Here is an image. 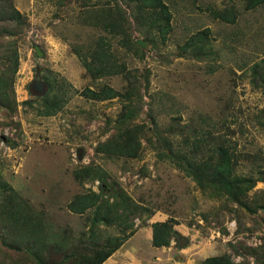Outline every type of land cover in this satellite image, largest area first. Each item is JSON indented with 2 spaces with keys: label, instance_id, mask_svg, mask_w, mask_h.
I'll return each mask as SVG.
<instances>
[{
  "label": "rangeland",
  "instance_id": "obj_1",
  "mask_svg": "<svg viewBox=\"0 0 264 264\" xmlns=\"http://www.w3.org/2000/svg\"><path fill=\"white\" fill-rule=\"evenodd\" d=\"M224 1L197 0L193 6L192 0H166L173 15V31L167 42L156 49L148 43L144 62L131 56H126V61L129 67L151 69L152 102L148 108L161 127L180 117L181 126L194 125L215 135L228 136L237 152L243 154L238 173L247 174L260 162L252 158L254 155H259L264 163V131L255 120L264 108V82H254L249 71L252 64L264 58V6L242 12L231 26L214 21L207 12L221 7ZM80 2L15 0L29 24L18 40L17 101L36 98L28 90L36 67L54 72L66 83L68 93L63 109L52 117H39L20 106L12 124L0 110V181L7 182L37 210H44L56 227L69 229L71 236H77L87 230L86 215L70 213L67 203L90 184L80 186L72 172L94 162L136 202L155 209V214L145 222L147 226L150 220H158V215L165 219L172 216L179 223L175 226L179 242H172L163 253L151 246L144 233L133 235L127 246L138 247V260L198 264L226 252L236 262L256 264L242 247L264 246L262 210L250 215L238 208L237 223L228 210H222V200L203 196L192 180L150 149L143 152L141 160H106L94 155V147L113 132H105L106 119H115L121 104L117 99L93 103L80 95L86 87L101 84L92 81L72 52L88 36L98 35L79 24ZM237 4L241 10L242 5ZM122 5L130 14L131 9ZM203 29L211 31L216 56L202 60L177 57V46ZM132 31L136 40H144L134 26ZM112 44L116 46L114 40ZM118 53L122 55L121 51ZM102 82L115 89L122 86L118 78ZM249 197L264 199V183H257ZM202 215H207V220ZM139 224L136 221L137 231L142 228ZM103 233L116 235L117 231L103 228ZM234 249L240 256L233 254Z\"/></svg>",
  "mask_w": 264,
  "mask_h": 264
},
{
  "label": "trees",
  "instance_id": "obj_2",
  "mask_svg": "<svg viewBox=\"0 0 264 264\" xmlns=\"http://www.w3.org/2000/svg\"><path fill=\"white\" fill-rule=\"evenodd\" d=\"M80 3L79 24L98 35L88 36L72 52L92 81L101 83L95 88L86 87L80 95L93 103L117 99L121 104L117 117L106 119L105 132H113L94 147V155L106 160H141L143 152L150 149L192 180L203 196L222 200L225 203L222 210H228L237 223L238 208L250 215L258 210L264 212V199L250 200L249 197L257 183H264V163L260 156L252 157L261 162L253 170L238 173L243 154L237 152L228 136L215 135L194 125L181 126L180 117L172 118L171 123L161 127L148 108L152 102L151 69L128 66L126 56L144 62L148 54L136 45L132 26L155 49L167 42L173 31V15L166 0H81ZM196 3L197 0H192L193 6ZM237 3L242 5L241 10ZM122 4L131 9L130 14ZM263 6L264 0H225L221 7L207 12L214 21L233 26L242 12H253ZM28 25L15 0H0V110L12 124L20 106L37 116L48 117L57 115L67 101L66 83L49 69L45 70L50 86L48 93L41 98L17 101L18 40ZM210 33V29L192 33L177 46L176 56L194 60L216 56ZM249 71L254 82V79L264 82V58L252 64ZM112 78L120 80V89L102 82ZM255 120L264 131V108L258 111ZM72 175L80 186L90 184L67 203L70 213L86 215L87 230L77 236H71L69 229L56 227L44 210H37L7 182L0 181V264H103L136 233L139 227L136 221L140 227H146L145 222L155 214V209L136 202L94 162L77 167ZM202 217L207 220V215ZM178 224L172 216L150 224L151 246L161 249L169 248L172 242L178 243L179 233L175 230ZM261 224L264 227V218ZM103 228H114L117 234L104 235ZM242 249L256 264H264V246ZM234 252L237 256L240 254L236 249ZM198 264L242 263L225 252Z\"/></svg>",
  "mask_w": 264,
  "mask_h": 264
},
{
  "label": "crops",
  "instance_id": "obj_3",
  "mask_svg": "<svg viewBox=\"0 0 264 264\" xmlns=\"http://www.w3.org/2000/svg\"><path fill=\"white\" fill-rule=\"evenodd\" d=\"M48 117H52V116H48ZM158 216H159V219L158 220H150L149 221L150 224L155 223V222H163L166 220L164 217H160V215H158ZM141 232L145 234L146 239L151 244L152 233H151L150 225L140 228L134 235L141 233ZM130 239L117 252H115L110 258H108L103 264H155L154 259H152L151 262L150 261L144 262V261L138 260L137 255L140 252V250L138 249V247L127 246ZM164 249H166V248H161V249H157V250H158V252L159 251L161 252ZM167 249H169V248H167ZM161 253H163V252H161ZM155 260L158 261V258L156 257ZM159 261H160V264H165V262H163V261L161 262V260H159ZM180 261H181V259H179L178 262L180 263ZM158 264H159V262H158Z\"/></svg>",
  "mask_w": 264,
  "mask_h": 264
},
{
  "label": "water",
  "instance_id": "obj_4",
  "mask_svg": "<svg viewBox=\"0 0 264 264\" xmlns=\"http://www.w3.org/2000/svg\"><path fill=\"white\" fill-rule=\"evenodd\" d=\"M136 45H137L141 50H143V51H145V52H146L147 49H148V42L145 41V40H141V39L136 40ZM35 52H36L37 54L40 55V53L38 52V49H37V48H35ZM37 79H38V78L35 79L34 83L39 87L38 90H34V89H32V85H33L32 83L28 86V90H29V93H30L31 95L33 94V95L36 96V97H40V96H42V95H44V94L46 93L48 87H47V86L45 87L44 84L38 82ZM259 84H260V85H263L262 82H260Z\"/></svg>",
  "mask_w": 264,
  "mask_h": 264
},
{
  "label": "flooded vegetation",
  "instance_id": "obj_5",
  "mask_svg": "<svg viewBox=\"0 0 264 264\" xmlns=\"http://www.w3.org/2000/svg\"><path fill=\"white\" fill-rule=\"evenodd\" d=\"M36 78H38L37 80H38V82H40V83H42V84H44V86L46 87H48V89H47V91H46V93L45 94H47L48 93V91H49V89H50V86H49V83H48V81L45 79V72L43 71V70H41V68H39V67H36L35 68V73H34V76H33V79L31 80V82L29 83V85L32 83L33 85H32V89H34V90H38V86L34 83V81H35V79ZM45 94L44 95H42V96H40V97H36V98H41V97H43V96H45Z\"/></svg>",
  "mask_w": 264,
  "mask_h": 264
},
{
  "label": "clouds",
  "instance_id": "obj_6",
  "mask_svg": "<svg viewBox=\"0 0 264 264\" xmlns=\"http://www.w3.org/2000/svg\"><path fill=\"white\" fill-rule=\"evenodd\" d=\"M96 184V186H97V182L95 183ZM96 190V189H95Z\"/></svg>",
  "mask_w": 264,
  "mask_h": 264
}]
</instances>
